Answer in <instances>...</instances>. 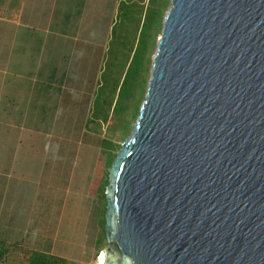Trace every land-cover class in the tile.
I'll return each mask as SVG.
<instances>
[{
  "label": "water",
  "instance_id": "water-1",
  "mask_svg": "<svg viewBox=\"0 0 264 264\" xmlns=\"http://www.w3.org/2000/svg\"><path fill=\"white\" fill-rule=\"evenodd\" d=\"M169 2L102 264H264V0Z\"/></svg>",
  "mask_w": 264,
  "mask_h": 264
},
{
  "label": "crops",
  "instance_id": "crops-1",
  "mask_svg": "<svg viewBox=\"0 0 264 264\" xmlns=\"http://www.w3.org/2000/svg\"><path fill=\"white\" fill-rule=\"evenodd\" d=\"M119 4L0 0L4 264H28L37 253L86 264L104 248V242L98 245L100 228L88 225L85 213L74 216L86 207L91 157L100 149L90 120ZM68 201L75 206L70 217Z\"/></svg>",
  "mask_w": 264,
  "mask_h": 264
},
{
  "label": "rangeland",
  "instance_id": "rangeland-1",
  "mask_svg": "<svg viewBox=\"0 0 264 264\" xmlns=\"http://www.w3.org/2000/svg\"><path fill=\"white\" fill-rule=\"evenodd\" d=\"M158 1L159 0H152L151 2L150 0H120V4H134V14L137 16H144V19L140 22L136 29L132 31V44L130 43L131 51L127 52V48H120L122 54L126 53L128 55L122 59L118 65V69L114 73V78L106 80L105 83L101 81L102 87L98 89L96 96L98 98L97 105L94 106L93 111L95 114L92 113V116L95 115V117L102 120H99V123L91 122L90 124V128L94 130L93 134L97 136L99 141L103 139L110 140L112 144L111 146H114V159L120 150L121 143L126 140L132 132V125L135 124L139 108L145 96L147 82L150 77L151 58L156 49V42L160 35L164 15L170 6V0H167L160 27L156 31L151 44L152 35L155 29L153 23V13ZM148 51V65H146ZM127 128L129 129L126 133ZM84 151L87 152L85 148ZM106 155V148L103 147V151L100 156L98 152L95 156L93 155V157H91L92 159L95 157L92 167L94 176L93 180L95 181L90 189V194L88 196L86 195V197L84 196L86 205L84 210L83 208L78 209L75 216L73 213L76 220L78 219L77 216L83 217V213H85V222L90 225V222L92 221V223H95L94 225H96V228H100L101 220L105 214V196L103 200L101 198L100 187L105 184L106 176L108 182V174H105V166L107 163ZM80 157L82 160L85 155L80 154ZM77 165L79 166L80 163ZM108 169L106 170L107 173ZM75 183L76 182H74V184ZM71 203L72 202L69 201L67 203V213H69L68 217H70L71 211L75 210V206L72 210ZM81 220L82 219H80V221ZM91 232H93V230ZM97 232L98 230L95 229L94 235H96ZM90 235H93V233H90ZM102 235V231H100L99 239L102 238ZM104 243H106V240ZM105 246L106 244H104V247ZM96 259L97 257H95L94 260H91L90 263L86 264H95Z\"/></svg>",
  "mask_w": 264,
  "mask_h": 264
},
{
  "label": "trees",
  "instance_id": "trees-1",
  "mask_svg": "<svg viewBox=\"0 0 264 264\" xmlns=\"http://www.w3.org/2000/svg\"><path fill=\"white\" fill-rule=\"evenodd\" d=\"M152 0H150L151 2ZM167 3V0H159L158 4L154 8V13H153V23H154V32L152 35L151 39V44L153 42V39L155 37V33L160 27V23L162 21L163 17V11L165 9V4ZM150 4V3H149ZM134 4H127V3H122L119 4L118 8V14H117V19L116 23L113 27L112 30V35H111V40L109 43V47L106 53V62H105V68L102 73V79L101 81L105 83L106 80L114 78V73L118 69V65L124 59L128 54H122V51H120V48H127V52H130V43L132 44V31L136 29V27L140 24V22L144 19V16L142 17L137 16L134 14ZM144 23V22H143ZM150 44V47H151ZM149 51L147 52V58H146V65H148V57H149ZM147 69V67H146ZM109 74V75H108ZM144 82V80H143ZM102 87V83L99 87V89ZM97 96V95H96ZM97 97L95 98L94 106L97 105ZM92 113L95 114L93 111ZM106 116V115H105ZM104 116V119H105ZM135 116V115H134ZM133 116V117H134ZM93 117V119H92ZM90 122L92 123H99L98 121L102 120L99 119L98 117L92 116ZM128 129L126 130V133L128 132ZM110 140H100V149H99V156L103 151V147L106 148V156H107V163L105 166V174L107 175V169L111 165L113 159H114V146H111ZM101 152V153H100ZM94 178V177H93ZM95 180L92 179V184L91 188L93 186ZM107 184V176H106V181L105 184L100 187V193H101V198L104 200V189ZM105 202V201H104ZM105 205V203H104ZM100 231H102V238H100L99 241V246H102L103 242L105 241V235H104V217L101 220V225H100ZM107 245V243H104ZM103 244V245H104ZM7 254V250L3 245H0V264L4 263V258ZM28 264H67L64 259L59 258V257H54V256H48L45 254H33L28 260Z\"/></svg>",
  "mask_w": 264,
  "mask_h": 264
},
{
  "label": "bare ground",
  "instance_id": "bare-ground-1",
  "mask_svg": "<svg viewBox=\"0 0 264 264\" xmlns=\"http://www.w3.org/2000/svg\"><path fill=\"white\" fill-rule=\"evenodd\" d=\"M95 264H102V258H101L100 252L97 254V259H96Z\"/></svg>",
  "mask_w": 264,
  "mask_h": 264
}]
</instances>
